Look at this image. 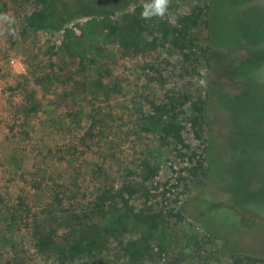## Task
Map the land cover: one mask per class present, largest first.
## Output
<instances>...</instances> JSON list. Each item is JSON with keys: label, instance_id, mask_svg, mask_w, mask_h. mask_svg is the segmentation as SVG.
I'll return each instance as SVG.
<instances>
[{"label": "trees", "instance_id": "1", "mask_svg": "<svg viewBox=\"0 0 264 264\" xmlns=\"http://www.w3.org/2000/svg\"><path fill=\"white\" fill-rule=\"evenodd\" d=\"M124 2L131 0H0V13L8 14L10 3L34 6L22 20L23 29L62 31L61 42L42 45L38 72L15 78L16 88L9 92H18L20 99L0 113V127L7 117L5 131L0 132V264H92L105 261L112 251L118 252L115 260L123 264H144L151 247L160 242L151 232L157 225L169 219L181 221L190 212V219L196 215L214 219V211L228 206V201L214 194L217 170L223 164L214 154L213 141L204 137L208 89L177 92L171 85L154 103L148 100L152 113L141 109L126 114L115 112L109 104L96 107L97 98L87 96L89 83L83 82L82 97L68 90L69 84L77 88L76 78L100 64L103 55L99 43L86 41L84 33L66 26L76 14L100 16L98 31L105 40L121 29L109 16L120 11ZM208 12V2L197 4L161 26L159 43L179 54L180 69L189 76L210 67ZM3 27L9 26L4 22ZM93 48L94 56L87 55ZM134 48V44L123 46L128 52ZM30 81L42 90L61 88L53 101L48 99L50 104L57 102L61 113L52 116L46 130L34 122L48 92L39 100L35 90L27 88ZM130 121L143 134H153L160 146L170 147L172 176L157 192L149 185L158 169L147 159L137 164L138 181L132 177L111 180L96 165L88 171L84 188L82 165L71 169L73 159H84V163L92 155L106 159L117 139L127 137L129 130L121 126ZM42 131L55 133L58 145L44 144ZM186 135L198 146L192 147ZM192 186H200L198 194L191 193ZM137 198L142 207L135 210ZM231 214L230 221L216 223L227 240L216 237L226 240L231 256L248 259L240 249L229 247L231 231L236 235L239 231L237 205ZM138 228L139 237L133 238ZM109 264L116 263L110 260Z\"/></svg>", "mask_w": 264, "mask_h": 264}, {"label": "rangeland", "instance_id": "2", "mask_svg": "<svg viewBox=\"0 0 264 264\" xmlns=\"http://www.w3.org/2000/svg\"><path fill=\"white\" fill-rule=\"evenodd\" d=\"M143 2L146 0L124 2L126 5L120 11L109 16L122 27L105 40L98 31L102 17L75 15L66 28H77L76 31L84 33L86 41L99 43L103 57L98 60L103 64L79 75L75 81L77 88L69 84L68 90L75 96L80 93L82 97L86 91L82 84L89 83L92 88L87 91V96L97 98L96 107L112 105L115 112L126 114L141 109L152 113L148 100L154 103L171 85L177 92L208 89L204 137L213 141L214 154L223 164L220 171L217 170L213 189L214 194L228 201V206L213 212L214 219L208 215L190 219V212L181 221L169 219L157 225L151 232L159 236L160 242L156 241L151 247L144 264H264V0H170L166 16L150 20L141 18ZM204 2L209 3L210 67L207 70L201 67L198 73L189 76L180 69L179 54L161 46L158 38L165 22H173L177 14L186 13L194 5ZM33 8V5H8V14L15 18L11 26L15 34L8 32L0 36L2 114L10 103L15 104L20 99L18 92H9V88H16L15 78L37 73L42 45L58 44L62 40V31L32 33L23 29L22 20ZM130 44L135 46L133 51L123 49ZM93 51L94 48L88 50L87 55L94 56ZM27 88L35 90L39 100L44 91L48 92L45 94L48 102L43 100L40 116L34 122L35 126L41 125L46 130L52 116L61 113L57 102L55 105L49 101H53V95L61 88L42 90L31 81ZM5 121L0 132L5 131ZM121 127L127 128L129 133L127 137L117 139L109 157L101 160L92 155L85 163L84 159H73L71 169L82 165L79 168L80 177H85L82 186L85 188L87 173L96 165H101L111 180L137 179V164L147 159L158 169V176L149 188L157 192L162 190L161 183L172 176L170 147L160 146L153 134H143L131 121ZM42 132L44 144L58 145L59 138L55 133ZM186 138L192 147L198 146V142L187 135ZM199 188L192 186L191 193L198 194ZM133 203L135 210L142 207L139 198ZM236 205L240 211L239 231L236 235L230 230L232 245L229 247L240 249L248 259L231 256L224 245L227 236L225 232L221 233L220 225L232 219V209ZM140 231L139 228L134 230L131 236L138 238ZM117 253L112 251L105 261L96 260L92 264H109L110 260L123 264L121 260H115ZM254 258L260 260L255 262Z\"/></svg>", "mask_w": 264, "mask_h": 264}, {"label": "clouds", "instance_id": "3", "mask_svg": "<svg viewBox=\"0 0 264 264\" xmlns=\"http://www.w3.org/2000/svg\"><path fill=\"white\" fill-rule=\"evenodd\" d=\"M170 5V0H146L142 3L141 18L145 20H150L153 18L163 19ZM4 22L8 24L9 27H3ZM15 23V18L7 13H0V36L4 35L5 32H11L13 35L14 30L11 25Z\"/></svg>", "mask_w": 264, "mask_h": 264}]
</instances>
